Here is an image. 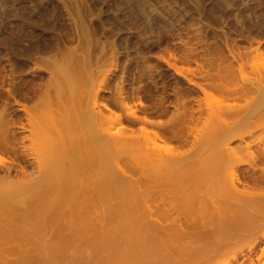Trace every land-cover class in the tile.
Listing matches in <instances>:
<instances>
[{"label":"bare ground","instance_id":"obj_1","mask_svg":"<svg viewBox=\"0 0 264 264\" xmlns=\"http://www.w3.org/2000/svg\"><path fill=\"white\" fill-rule=\"evenodd\" d=\"M248 43L245 52L231 50L230 61L226 56L204 62L194 58L196 66L188 65L183 70L159 56L203 93L204 103L196 110L198 116L183 99L168 117L167 108L161 111L165 120L155 119L150 104L138 96L139 111L127 112L122 127L102 123L98 133L86 135L79 131L63 133L57 126L49 130L51 140L38 132L34 145L28 147L25 143L29 137H18L14 130H26L22 118L11 115L16 110L10 102L0 104V150L13 156V168L6 167L0 158V171L9 174L15 169L16 174L24 175L28 159L39 169L34 180L0 187V200L19 197L28 188L35 190L34 203L51 222H56L52 224L71 225L52 229L58 241H78L81 251L83 246L92 248L83 256H87L85 259L77 257L82 254L66 255V247L51 246L44 256L58 259L6 264H95V256L112 253V248L120 244L133 246L123 251L125 254L135 255L136 245H148V249L139 251L142 257L159 253L169 259L156 264H209L230 250L235 255L228 264H264V247H259L264 234H251V243L246 247L238 248L236 242L264 218V65L257 63L264 58V41L250 38ZM252 52L255 54L246 58ZM172 57L177 59L175 54ZM197 77L206 82L193 80ZM253 81L257 85L251 89L248 84ZM118 98L119 106L131 108L122 87ZM212 98L225 103V108L211 112ZM14 103L21 106L30 123L31 107L17 100ZM101 106L113 112L110 104L102 102ZM103 110L95 112V117L100 118ZM118 120H122L121 115ZM71 122L67 118L66 123ZM138 130L141 135L135 137ZM148 131L155 139L148 137ZM206 143L210 149L207 158L199 165L191 163L195 147ZM130 147L136 149L139 158L124 156ZM60 173L61 179L44 181L58 178ZM209 176L219 179L223 194L213 195L214 189L200 182ZM60 219H64L62 223H58ZM2 220L0 214V241L37 240L26 234L14 236L9 227L12 223L4 224ZM36 224L43 226L32 231L41 234L47 230V224ZM8 250L26 257L33 255L21 245Z\"/></svg>","mask_w":264,"mask_h":264},{"label":"rangeland","instance_id":"obj_2","mask_svg":"<svg viewBox=\"0 0 264 264\" xmlns=\"http://www.w3.org/2000/svg\"><path fill=\"white\" fill-rule=\"evenodd\" d=\"M250 38L264 41V0H0V104L10 102L16 110L11 115L22 118L26 130L19 127L14 130L18 137H29L25 143L28 147L34 145V135L38 132L45 133L51 140L49 130L52 132L57 126L63 133L79 131L86 135L98 133L102 123L111 122L113 127H122L127 112L139 111L138 96L150 104L151 116L155 119L165 120L163 115L160 116L161 111L167 108L168 117L174 111V105L183 99L198 116L196 110L204 103L203 93L177 75L159 56H165L180 70L188 65L195 67L194 58L204 62L211 58L218 61L220 56H226L230 61V51L239 48L245 52V47L250 46ZM200 40L204 42L200 43ZM253 46H256L255 42ZM173 54L177 59L172 57ZM254 54L245 56L249 58ZM257 63L263 66L264 58ZM193 80L206 82L199 77ZM256 85L253 81L248 87L254 89ZM121 87L131 104L130 109L117 103ZM14 100L31 107L30 123L27 114ZM102 102L110 104L113 112L103 110ZM210 103L211 112L226 106L213 98ZM99 110L103 111L97 118L94 113ZM203 116H206L205 111ZM67 118L72 122L66 123ZM147 134L150 139H155L152 131ZM134 135L140 136L141 132L138 130ZM135 150L130 147L124 156L139 158L140 154ZM209 151L207 143L197 145L190 162L199 165ZM0 158L6 167L13 168V156L0 150ZM244 167L246 165H241ZM38 171L36 163L28 159L24 175L16 174L15 169L9 174L6 170L0 171V187L34 180ZM61 176L60 173L58 178L44 181L61 179ZM200 182L211 186L213 195L224 193L223 185L215 176L205 177ZM34 192L28 188L19 197L0 200L2 223H12L9 225L11 233L37 239H26V243L0 241V263L58 259L44 256L45 249L51 246L66 247V255L82 254L77 257L87 258L83 256L92 249L91 246H83L81 251L79 246L82 245L78 241L70 244L58 241L52 229L70 228L71 225L52 224L56 222H51L35 205ZM36 222L47 224V230L41 234L32 231L43 226ZM254 233L264 234V218L257 220L246 235L239 236L238 248L251 243ZM18 245L33 255L26 257L8 250ZM116 246L112 253L95 256L93 262L156 264L169 260L159 253L142 257L139 251H145L148 245H136L139 247H136L135 255L123 252L132 250L131 245ZM259 247H264V239ZM233 255L235 251H227L209 264H228L233 262Z\"/></svg>","mask_w":264,"mask_h":264}]
</instances>
